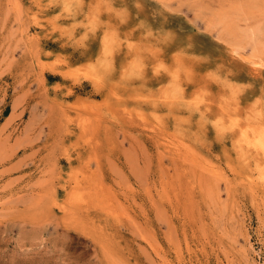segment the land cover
Here are the masks:
<instances>
[{"label":"rangeland","instance_id":"rangeland-1","mask_svg":"<svg viewBox=\"0 0 264 264\" xmlns=\"http://www.w3.org/2000/svg\"><path fill=\"white\" fill-rule=\"evenodd\" d=\"M141 3L142 19L176 33L158 58L192 56L186 95L215 64L236 82L264 83L250 49L229 45L255 35L264 63V0ZM32 9L33 0H0V264H264V157L213 138L195 117L154 116L167 112L148 101L166 78L149 67L146 88L122 86L123 53L102 90H73L62 77L93 60L99 40L83 54L61 49ZM211 90L215 118L221 93ZM254 95L241 97L240 115Z\"/></svg>","mask_w":264,"mask_h":264},{"label":"clouds","instance_id":"clouds-1","mask_svg":"<svg viewBox=\"0 0 264 264\" xmlns=\"http://www.w3.org/2000/svg\"><path fill=\"white\" fill-rule=\"evenodd\" d=\"M154 2L163 5L165 0ZM144 7L141 0H132L131 7L128 0H33L32 11L45 25L51 41L61 49L83 54L90 49L91 42L99 40L96 57L79 66L72 75L62 77L70 81L73 90L83 87L84 83L102 90L109 77L116 72L115 57L123 53L128 59L120 69L119 83L122 86H135V82H139V87L146 88L149 67L153 79L166 78L165 83L156 89L159 91L163 88L165 91L148 101H151L154 109L165 106L167 112L163 116L153 112L154 116L179 117L187 123L195 117L198 122L203 120V128L210 129L213 138L222 135L226 145H231L235 139L240 147L264 155V83L236 82L229 78L231 72H225L215 64L202 74L207 83L198 91L194 89L193 95H186V85L193 83L195 71L184 61L192 56L181 49L173 53L171 64L158 58L163 55L160 45L170 46L175 42L176 33L171 29H154L146 19L141 18ZM132 20L137 23L127 28ZM121 29L127 30L122 33ZM137 33L139 39H132ZM145 53L155 60L151 66L146 63ZM49 55L53 53L49 52ZM59 55L65 57L62 64L66 65L69 54L61 52ZM196 63L213 62L208 57ZM212 86L221 93L215 103L220 114L215 118H209L213 106V101L209 99L213 95ZM249 92H255V95L244 108L243 115H240L241 97ZM216 143H220V140H216ZM258 179L264 181V173L258 174Z\"/></svg>","mask_w":264,"mask_h":264},{"label":"bare ground","instance_id":"bare-ground-1","mask_svg":"<svg viewBox=\"0 0 264 264\" xmlns=\"http://www.w3.org/2000/svg\"><path fill=\"white\" fill-rule=\"evenodd\" d=\"M257 37L255 35L251 34H242V35H236L233 37V40L230 42V47L232 52H239L241 53L246 48L250 49L251 57L256 59V62L251 61L250 63L254 65L255 68H259L264 66L263 59H262V51L261 47L259 46V43L256 39ZM246 42L244 45L241 44L242 42ZM264 157V155H262ZM264 167V166H263ZM262 168V166H261ZM260 168V169H261Z\"/></svg>","mask_w":264,"mask_h":264}]
</instances>
